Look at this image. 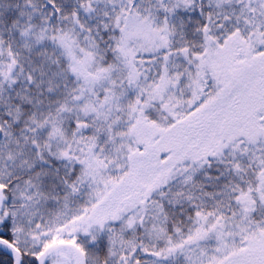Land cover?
I'll return each mask as SVG.
<instances>
[{"label":"snow or ice","instance_id":"obj_1","mask_svg":"<svg viewBox=\"0 0 264 264\" xmlns=\"http://www.w3.org/2000/svg\"><path fill=\"white\" fill-rule=\"evenodd\" d=\"M0 264H264V0H0Z\"/></svg>","mask_w":264,"mask_h":264}]
</instances>
